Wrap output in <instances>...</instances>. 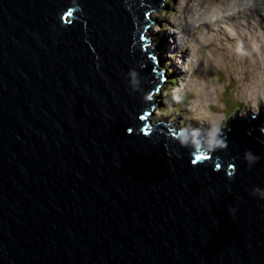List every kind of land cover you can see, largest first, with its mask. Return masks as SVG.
I'll return each mask as SVG.
<instances>
[{"label": "water", "instance_id": "1", "mask_svg": "<svg viewBox=\"0 0 264 264\" xmlns=\"http://www.w3.org/2000/svg\"><path fill=\"white\" fill-rule=\"evenodd\" d=\"M163 1L0 0V264H264L261 118L195 164L143 132Z\"/></svg>", "mask_w": 264, "mask_h": 264}, {"label": "clouds", "instance_id": "2", "mask_svg": "<svg viewBox=\"0 0 264 264\" xmlns=\"http://www.w3.org/2000/svg\"><path fill=\"white\" fill-rule=\"evenodd\" d=\"M166 2L173 9L167 12L170 21L167 27L176 36L180 54L173 58L182 75L164 93V109H180L187 121L174 125L169 139L179 148L194 153L195 164L201 161L200 154H210L205 155L207 160L229 148L225 135L229 118L220 100L224 84L218 81V69L235 81L233 95L242 108L234 115L239 111L241 117L251 113L255 118L264 105V0ZM209 44H214L213 50L220 53L218 59H213L206 51ZM184 53L186 55H181ZM141 70L142 66L130 68L126 79L130 94H140L148 104L153 98L145 88L148 81ZM243 158L249 169L260 160L251 149L245 150ZM235 172L236 169L230 171L229 176H234ZM251 195L264 199V189L255 187ZM231 211L234 213L235 209Z\"/></svg>", "mask_w": 264, "mask_h": 264}, {"label": "rangeland", "instance_id": "3", "mask_svg": "<svg viewBox=\"0 0 264 264\" xmlns=\"http://www.w3.org/2000/svg\"><path fill=\"white\" fill-rule=\"evenodd\" d=\"M172 10H173L172 6L167 4L166 0L163 1V4L160 8L153 10L152 15L155 19V24H154L153 29H149L148 32L151 35L153 34L155 39H157V36L161 37V38H158L161 41L155 43L156 46H158L159 43L162 44L163 46V43H165L164 46L162 47V55L165 59L166 65L162 61V64L158 68L165 70L166 69L165 66H167V69H166L167 73L171 77L173 75L172 78H174V80H178V78L182 75V72L177 64V61L173 57L177 54H180V49L176 42V36L168 30L167 26H170V21L168 20L166 16L167 12L172 11ZM156 26L159 28V30H157ZM153 44H154V41H153ZM152 45L150 44L151 47ZM213 49H214V44H209L206 51L209 53V55L213 59H218L220 53L218 51H214ZM181 55H186V53L181 54ZM217 78H218V81L224 84V92H223V95L220 97V100L224 106V114L227 118H229V121H228L229 123L230 121L236 118V115H238L239 111L236 113V115H234V113L238 109L242 108V105L239 104V102L234 98V95H233L235 81L229 80L228 77L224 75V73L220 72L219 69L217 70ZM170 79H167L164 88L154 93L153 97L157 103L159 102L161 103V100H163L164 93L174 85L173 81L169 82ZM164 108H165L164 106L158 107V104H157L155 111H153L152 120L156 122L155 123L156 125L157 123L168 122L170 120L171 122H175L174 120H178L179 123L175 122V125H180L181 122H183L181 124L187 123L185 119V114L180 109H176V111L172 115V113L170 112H173V110L169 111V110H165ZM259 114H260V117H259ZM259 114L256 117L261 118L262 125L264 126V117H263L264 116V105H261ZM238 116L239 118H241L240 113ZM242 118L245 119L246 117H242Z\"/></svg>", "mask_w": 264, "mask_h": 264}, {"label": "bare ground", "instance_id": "4", "mask_svg": "<svg viewBox=\"0 0 264 264\" xmlns=\"http://www.w3.org/2000/svg\"><path fill=\"white\" fill-rule=\"evenodd\" d=\"M153 35V34H152ZM153 37H154V35H153ZM154 39H155V37H154ZM173 71V70H172ZM170 75L167 73V79H170V78H172L173 77V75H172V77L170 76ZM171 80V79H170ZM167 81V80H166ZM166 81H165V83H166ZM174 84H175V82H174ZM152 96H154V95H152ZM176 110H173V112H170V113H172V115L174 114V112H175ZM251 114V113H250ZM252 115V114H251ZM259 117H260V114H259ZM264 117V116H263ZM239 119H242L243 120V118L241 117V118H239ZM176 121H178V120H176Z\"/></svg>", "mask_w": 264, "mask_h": 264}, {"label": "trees", "instance_id": "5", "mask_svg": "<svg viewBox=\"0 0 264 264\" xmlns=\"http://www.w3.org/2000/svg\"><path fill=\"white\" fill-rule=\"evenodd\" d=\"M158 38H161V37L158 36V37H157V40H158ZM170 81H173V84H174V82L176 83V80H174V78H171V80H169V82H170Z\"/></svg>", "mask_w": 264, "mask_h": 264}]
</instances>
